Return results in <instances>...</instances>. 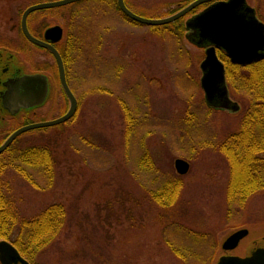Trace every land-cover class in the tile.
Wrapping results in <instances>:
<instances>
[{
	"label": "rangeland",
	"instance_id": "374dc122",
	"mask_svg": "<svg viewBox=\"0 0 264 264\" xmlns=\"http://www.w3.org/2000/svg\"><path fill=\"white\" fill-rule=\"evenodd\" d=\"M41 1L0 0L2 43L8 40L19 47L20 65L27 71H46L52 83L48 103L31 115L13 118L0 133V142L23 121L53 119L69 107L55 59L45 50L32 48L21 32L10 33L24 9ZM83 1L30 15L34 25L66 21L69 31L79 37L78 47L71 40L73 56L64 58L68 81L79 99L78 116L64 126L24 133L20 140V144L51 147L56 159L53 184L36 188L15 171L5 175L22 216H34L53 203L68 209L59 237L37 264H210L218 240L228 229L250 224L259 228L237 250L246 251L256 237L264 235V192L225 218L229 168L215 145L240 128L251 94L230 88L232 98L242 106L239 113L207 107L203 90L194 84L202 75L201 49L184 37V49L178 50L179 42L153 32L158 25L137 24L117 8ZM169 10L173 7L137 12L156 18ZM98 85L103 87L101 92H91ZM145 95L147 123L126 141V121L118 99L125 98L136 114ZM1 107L0 115L9 119ZM144 145L155 164V170L147 174L137 166ZM178 157L190 162L189 172L182 176L175 169ZM175 176L184 182L178 204L162 208L151 202L148 190ZM35 177L44 183L41 175L35 173ZM168 240L185 251L184 259L171 251Z\"/></svg>",
	"mask_w": 264,
	"mask_h": 264
},
{
	"label": "trees",
	"instance_id": "16d2710c",
	"mask_svg": "<svg viewBox=\"0 0 264 264\" xmlns=\"http://www.w3.org/2000/svg\"><path fill=\"white\" fill-rule=\"evenodd\" d=\"M178 9L180 8L169 10L168 14L174 13ZM152 30L157 35L173 38L181 44L186 32L185 18L153 26ZM177 49L183 50V44L179 45ZM186 50L188 49L186 48ZM226 62L230 88L232 90L234 88L241 89L252 96L250 106L242 115L240 128L229 134L221 143L219 141L218 147L215 145V148H218L217 150L225 156L229 168L225 188L226 210L229 213L225 218L229 219L231 212L245 209L255 194L264 192V63L241 66L231 63L228 59ZM194 84L200 86V81L194 80ZM101 88L103 87L98 85L91 92H101ZM118 101L126 121V141H130L132 137L134 138L137 128L147 123L148 95H145L141 100L143 102L137 106L136 114L125 98L121 97ZM139 112L142 116L139 115ZM77 116L78 111L70 120L58 126L68 124ZM20 140L21 136L0 155V237L12 241L24 256L37 264L39 256L49 250L59 237L68 220V209L63 203H53L34 216L26 217L20 214L16 202L10 194L9 182L5 179L7 172L15 171L34 187L44 189L53 184L56 168V159L50 146L47 144H20ZM143 150L137 166L146 174L152 173L155 170L152 156L145 145ZM35 173L44 178L43 184L36 179ZM183 189L182 177H169L161 184L149 189L148 197L157 206L170 208L178 204ZM191 232L192 235L196 234L194 231ZM167 243L176 256L184 259L185 251L170 240Z\"/></svg>",
	"mask_w": 264,
	"mask_h": 264
},
{
	"label": "water",
	"instance_id": "95a60500",
	"mask_svg": "<svg viewBox=\"0 0 264 264\" xmlns=\"http://www.w3.org/2000/svg\"><path fill=\"white\" fill-rule=\"evenodd\" d=\"M79 0H54L36 3L29 6L23 13L21 26L25 36L34 43L52 51L57 62L61 86L70 101L69 109L63 115L46 121L28 123L14 130L0 145V154L22 133L36 128L49 127L60 124L70 119L77 110V99L73 94L66 78L63 58L51 42L62 37V28L58 25L49 27L45 31L46 39L42 40L29 31L27 25L28 15L39 9L52 8L70 4ZM121 10L131 19L142 24L162 25L175 21L187 14L194 4H190L176 13L162 18H148L136 14L129 9L124 0H119ZM186 38L205 48V56L200 63L202 71L201 87L204 91L205 101L209 107L224 109L229 112H238L240 104L229 95L224 63L220 60L216 48L226 50L233 62L246 64L264 56V23L261 22L254 9H251L245 0H228L203 10L194 17L186 20ZM8 70L4 66L0 68V75H5L12 68H17L20 74L17 77H7L0 83L1 108L10 115H20L35 108L43 106L50 96L51 83L48 75L35 72L26 73L20 62L16 59L9 61ZM175 168L178 173L186 174L190 163L183 158H176ZM259 227L242 225L235 227L219 240V245L212 264H264V235H259L253 240L252 246L246 251L238 253L253 230ZM3 257H9L13 261L29 262L7 240L0 241Z\"/></svg>",
	"mask_w": 264,
	"mask_h": 264
},
{
	"label": "flooded vegetation",
	"instance_id": "af4514ba",
	"mask_svg": "<svg viewBox=\"0 0 264 264\" xmlns=\"http://www.w3.org/2000/svg\"><path fill=\"white\" fill-rule=\"evenodd\" d=\"M43 1H52V0H43ZM81 1L84 3L83 0H79L75 3H78ZM95 1H96V4H98V6L101 5L104 7H108L109 9L117 8L119 11H121L120 7H119V0H95ZM226 1H228V0H159V2L151 3V2H147L146 0H142V1H140V0H137V1L136 0H124V3L131 10L135 11L137 14L142 15V16H145V15H143L142 13H139V12H141L143 9H152V8L166 7V6H171V7H173V9H175V8H182L185 5L194 4V6L191 8L189 13L187 14V17L191 18V17H194L195 15H197L199 12H201L205 9H208L209 7H211L213 5H216V4H219L222 2H226ZM245 2L251 9H254L257 18L264 23V0H245ZM13 3H16V2H13ZM14 5L17 8V3ZM14 5H12V7ZM68 5H71V4H68ZM53 9H56V8H44V9H40V10L45 11V10H53ZM40 10H36V11H40ZM36 11H33L32 13H34ZM137 11H139V12H137ZM23 12H22V14H23ZM121 13H122V11H121ZM30 15L28 16V19H27L28 29L30 30V32L35 37H37L39 39L50 41V40L46 39V35H45L46 29H48L49 27H52V26H56V25L60 26L62 28V32H63L62 37L58 40L51 42V43L58 50V52L60 53V55L63 58H67L69 55L73 56V51L71 50V47H73V42L71 40H73L76 43V46L78 47L79 37H78V35L75 36L72 31L71 32L73 34H71V32L69 31L70 25L67 24L66 21H65V23L53 21L51 23L47 22L46 24H44V22L43 23L36 22V24L34 25V23L30 19L31 18ZM10 18L12 19L13 15H11ZM126 18L128 20H130L128 17H126ZM21 19H22V15L20 18V23H18L16 20V22H13L11 24L9 29L11 31L10 33L15 32L18 34L21 32L23 37L26 39V37L24 36L25 34L23 33V30H21L22 29ZM10 39L13 40L14 38L11 37ZM26 40L30 43L32 48H40L42 50H45L46 53H48L50 56H52L54 58V54L52 53L51 50L34 43L33 41L29 40L28 38ZM216 50H217V54H218L219 58L224 62L225 67H226V63H227L226 59H228L231 63H234V62H232V60H231V58H230V56L226 50H224L223 48H219V47H217ZM204 53H205V50H204ZM20 54H21V50H19V47L15 48L12 44H8V40L4 41L2 43V41L0 39V68H1V66H4L5 67L4 70L5 69L8 70V67H6L5 65H9V61H12V59H14V58L16 59V62H17V60L20 58L19 57ZM18 62H19V60H18ZM261 62L264 63V56L261 57L260 59L255 60V61L248 62L245 65H248L249 63H261ZM235 64H237V63H235ZM237 65H240V64L238 63ZM245 65L241 64V66H245ZM24 70L26 73L41 72V73H44L46 75L48 74V73H46V71H42V70L27 71L26 68ZM19 75L20 74L18 73V69L12 68L11 71H9V73L6 74V76L0 75V83L2 84L3 80L9 76L17 77ZM51 97H52V89L50 91L49 100L51 99ZM78 101H79V99H78ZM6 118L7 117L0 115V133L4 130L8 129L9 122L11 120H13V118H15V117L9 116V119H6ZM1 143H2V141L0 142V144ZM2 240L9 241L14 247H16L18 249V247L12 241H10L6 238L0 237V241H2ZM19 253L29 262V264H34V262H32L30 259H28L26 256H24L20 250H19ZM0 264H23V262L20 260L19 261H13L9 257H3V252L0 248Z\"/></svg>",
	"mask_w": 264,
	"mask_h": 264
}]
</instances>
